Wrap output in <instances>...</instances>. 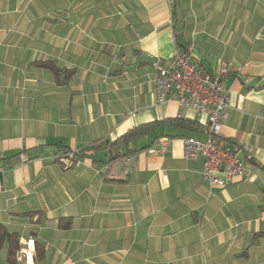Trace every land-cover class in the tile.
Listing matches in <instances>:
<instances>
[{"label":"crops","instance_id":"crops-1","mask_svg":"<svg viewBox=\"0 0 264 264\" xmlns=\"http://www.w3.org/2000/svg\"><path fill=\"white\" fill-rule=\"evenodd\" d=\"M180 50L204 73L227 69L220 141L247 148L254 180L211 188L181 138L154 154L153 134L127 158L56 161L59 145L204 120L156 104L154 64ZM46 62L74 73L59 85ZM0 225L21 245L10 262L5 242L0 264H27L28 241L33 264H264V0H0Z\"/></svg>","mask_w":264,"mask_h":264},{"label":"built area","instance_id":"built-area-1","mask_svg":"<svg viewBox=\"0 0 264 264\" xmlns=\"http://www.w3.org/2000/svg\"><path fill=\"white\" fill-rule=\"evenodd\" d=\"M154 66L156 104L166 105L175 101L182 107L193 110L202 118L205 117L200 121L206 135L205 140L195 137L182 138L184 158L202 160L204 181L211 188H226L237 180H254V171L245 165L241 157L247 148L224 147L220 141L231 102L230 93L222 81L228 73L227 69L218 74L204 73L185 50L177 52L172 68H164L160 60H157ZM158 143V146L150 148V153H165L171 144V139H163ZM21 159L23 162L28 161L25 154ZM34 251V243L28 241L20 252L22 257L19 256L18 259L33 264Z\"/></svg>","mask_w":264,"mask_h":264},{"label":"trees","instance_id":"trees-1","mask_svg":"<svg viewBox=\"0 0 264 264\" xmlns=\"http://www.w3.org/2000/svg\"><path fill=\"white\" fill-rule=\"evenodd\" d=\"M183 51V50H182ZM186 51V50H185ZM43 67L50 69L57 80L59 85H64L67 83L68 78H70L74 72L60 69L54 64L49 62L41 64ZM203 130L201 124L196 120H191L187 118H171L164 120H156L150 123L139 125L129 130L122 137L118 138L113 142H93L78 152H72L69 147L59 145L62 153V156L58 157L56 161L58 163H65L68 167L74 166L79 161L85 159H92L94 162H97L95 154L104 152L109 156V161H116L119 159L127 158L130 155L138 152L134 151L130 144L135 139L144 138L148 135H155L154 141H160L162 138H184V137H194L197 134H200ZM154 144V143H153ZM152 147V146H151ZM143 148L141 151L145 150ZM64 221V220H62ZM62 227L68 228L69 225L62 224ZM11 241L8 260L13 262L16 259V253L21 249V245L18 243V237L16 234L10 233L4 226L0 225V247L4 246V243ZM17 243V246L14 245Z\"/></svg>","mask_w":264,"mask_h":264},{"label":"bare ground","instance_id":"bare-ground-1","mask_svg":"<svg viewBox=\"0 0 264 264\" xmlns=\"http://www.w3.org/2000/svg\"><path fill=\"white\" fill-rule=\"evenodd\" d=\"M29 254V253H28ZM30 255V254H29Z\"/></svg>","mask_w":264,"mask_h":264}]
</instances>
